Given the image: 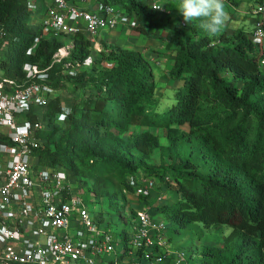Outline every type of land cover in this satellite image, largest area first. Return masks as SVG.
Instances as JSON below:
<instances>
[{
  "label": "trees",
  "instance_id": "1",
  "mask_svg": "<svg viewBox=\"0 0 264 264\" xmlns=\"http://www.w3.org/2000/svg\"><path fill=\"white\" fill-rule=\"evenodd\" d=\"M104 1L136 16L140 34L152 28L168 32L167 45L174 61L166 72L167 81H172V87L177 82L183 85L176 89L175 101L159 110L157 64L139 51L118 45L95 51L87 34L75 35L76 46L65 62L74 65L90 57L93 60V65L72 78L74 91L82 92L81 106L75 104L65 116L55 150L52 144L60 128L40 131L44 146L36 151L35 164L66 170L93 189L95 200L98 195L110 204L135 192V177L163 180L168 176L171 182L166 191L172 194L164 204L152 205L154 217L164 215L176 230L199 223L208 228L232 227L221 245L203 247L196 257L200 264H264V39L254 42L251 31L243 26H225L211 36L200 27L201 20L183 23L174 10H154L146 0ZM228 2L239 7L242 0ZM32 13L29 0H0L1 25L8 36L22 37L0 62L5 76L25 77L26 62L41 69L50 67L64 45L59 37L46 39L28 55L35 37L22 31ZM63 68L65 64L54 63L47 82ZM46 107L26 117L37 120L42 114L50 121L63 112L59 100ZM183 125L189 129L183 131ZM132 127L144 131L130 133ZM153 127L168 131L172 147L188 150L170 171L154 167L142 171L141 160L149 159L161 146ZM140 197L143 209L152 197ZM135 216L120 237L127 245Z\"/></svg>",
  "mask_w": 264,
  "mask_h": 264
},
{
  "label": "built area",
  "instance_id": "2",
  "mask_svg": "<svg viewBox=\"0 0 264 264\" xmlns=\"http://www.w3.org/2000/svg\"><path fill=\"white\" fill-rule=\"evenodd\" d=\"M80 1L82 4L52 0L46 8L41 30L66 40L50 67L33 64L26 68L25 77L0 75V264H189L186 251L171 248L168 223L152 215L153 206L137 211L130 243L121 256L107 259L116 253V242L121 240L100 228L91 215L85 195L89 192L95 198L94 193L66 170L35 164L36 151L44 146L39 133L45 127L40 116L37 120L26 116L49 103V69L54 63H63L76 75L90 64L65 62L76 46L73 37L79 33L87 34L99 51V32L124 22L133 27L140 24L136 16L104 0ZM150 5L170 12L161 0ZM252 13L257 17L252 34L258 43L264 39V4L254 7ZM8 45L7 31L0 23V62ZM69 111L63 107L59 115ZM169 182L168 176L161 180V191L168 189ZM132 184L138 195L150 198L159 181L139 176Z\"/></svg>",
  "mask_w": 264,
  "mask_h": 264
},
{
  "label": "rangeland",
  "instance_id": "3",
  "mask_svg": "<svg viewBox=\"0 0 264 264\" xmlns=\"http://www.w3.org/2000/svg\"><path fill=\"white\" fill-rule=\"evenodd\" d=\"M39 1H42V0H39ZM43 1H47V0H43ZM161 2L164 3L166 6L172 8L173 10L177 7L175 0H172V1L161 0ZM261 2L264 3V0H243L241 6L238 8L239 11L237 10L240 16L237 17L236 19H233V21L227 18L226 20L227 23L225 22L223 27L228 26L230 29H235L241 23L243 24L242 25L243 27L247 28V30L252 31L255 17L252 14L251 8L252 6L257 5L258 3H261ZM43 4H44V7L39 6L37 9L36 11L37 16H42V17L44 16L45 11H46V8H45L46 5H45V2H43ZM251 22L253 24H251ZM34 25L32 26V24L30 23L26 26L24 31H22V33L27 34V36L35 37V40H34L35 44L31 47L30 50L27 51L28 55H33L37 47L43 40H46V39L52 40V38L56 37L55 35L51 33L47 35L41 30L39 25H35V26ZM36 26L38 28H36ZM126 29H129V27L126 26ZM117 30L120 31L121 35H125V36L128 35V33L131 31V29H129L128 30L129 32H125L124 27H122L121 23L120 25L117 26ZM109 32L110 30H104V31L99 32V35H97V39L100 42H102V40L105 38L104 41H106V37L109 34ZM59 39L65 44L66 40L63 36H59ZM8 41H9V45L5 51L6 53L8 52L10 47H12V45L14 46V43L19 44L22 41V37L21 36H13V37L8 36ZM160 44L161 42L159 40L157 45L159 46ZM152 47L153 46L145 45L144 49H146V51L148 50V52H152L150 51ZM93 52L94 51L92 50V54L94 55L95 52L94 53ZM155 52L156 51H154V53ZM151 58L152 59L150 60L157 65L159 64V60L161 61V58H158V56L156 55L155 56L152 55ZM86 61H89L91 65H93V60L91 59V57L87 59ZM33 64L35 63L26 62L25 64H23L24 72H26L27 67ZM89 65L87 66L83 65V67H89ZM66 67L67 68H63L62 70H60V72H58L56 77L54 79H50V83H48L50 87L52 88V92H51L52 94H51V97L49 98V103L47 107H49L54 100H59L62 103L63 107L69 110L74 108V105L75 104L77 105V103L79 107L81 106L79 104V101L81 99L80 96L82 95V92L74 91L75 90L74 85L71 84L73 82L72 78L74 77V75L71 74L70 72V69H71L70 66H66ZM82 70L83 68L80 69L79 74L82 72ZM160 74L161 73L159 71H156L155 75L157 78H159L158 79L159 89L157 90V97L161 103V107L159 108V110H163V109L165 110L168 108L169 105H171L175 101L174 99L175 91L178 87H181L183 85L182 84L183 82L182 83L177 82L174 85V87H172L170 85L172 84V81H169V82L167 81L168 74L167 73L163 75L162 74L160 75ZM0 75H5V71L2 68H0ZM56 81L68 82L70 84L68 86L67 85L66 86L64 85L55 86L54 82ZM87 94L88 92H86V95ZM40 116L42 117L44 127H46V129L47 128L49 129L60 128V130L55 136L56 140L52 144V147L55 150L57 141L60 139L61 135L64 132V127H65L64 122H65L66 117L59 115L57 119L55 120L51 119L50 121H48L45 118H43L42 114ZM151 129L155 134L159 136L161 146L159 148H156L153 151L152 156L149 159L141 160L142 168H143L142 171H145L147 167H151V168L154 167L156 171L164 172V171H168L174 166H178L180 164L181 159L187 155V152H188L187 148L184 146L183 147H172L170 139L168 138V131L166 129L158 128V127H153ZM181 129L183 131H186L189 129V127L187 125H183L181 126ZM141 131H144V128L132 127L130 129V133L132 132L136 133V132H141ZM130 133H128L127 136ZM150 178L156 179L155 177H150ZM157 186H158L156 190L157 193H158V190L161 191L164 188L163 186L161 187V181L159 182ZM90 189L91 191H93L91 187ZM128 193H129L128 194L129 196L126 194V197L124 196L120 197L119 198L120 202H118L117 204L115 203L110 204L105 197H99L98 195H96L97 200H95V198H93V194L89 192H87V194L85 195L87 206L93 218H95L97 222L99 221V227L102 229L105 228L113 232L115 236L117 237V239L121 240L120 243L116 242V253H113V255L107 256L106 257L107 259H111L116 256H121L123 254V252L125 251L126 243H125V240L121 239L122 231L129 227L128 225L130 223V220L135 216L136 212L143 207L142 199L140 195H138L134 191L128 192ZM157 193L153 195L154 197L152 196V198L149 199L150 202L147 203L148 205L149 204H152L153 206L162 205L165 203L166 200L170 198V195L172 194L171 192L167 193L166 190H164L163 192L164 194H157ZM94 196H95V193H94ZM159 198L162 201L160 204H158V201L160 200ZM121 203H123V205ZM158 217L164 218L168 223V226H169L168 235L170 237L172 248L174 250L186 251L190 264H200L198 260L196 259V257L202 252L203 247L205 245H221L223 242L224 236L228 235L232 231V227L229 225H223V226H220L219 228H215V227L208 228V227H205L201 223L195 224L194 226L190 228L176 230L175 227L172 226V224L164 217V215L160 214L158 215ZM124 262L127 263V261H124ZM102 264H107V261H103Z\"/></svg>",
  "mask_w": 264,
  "mask_h": 264
},
{
  "label": "crops",
  "instance_id": "4",
  "mask_svg": "<svg viewBox=\"0 0 264 264\" xmlns=\"http://www.w3.org/2000/svg\"><path fill=\"white\" fill-rule=\"evenodd\" d=\"M146 1L149 3H152L154 0H146ZM169 1H172V0H169ZM178 1L179 0H175L177 7L174 9V14L177 18L180 19V21H182L184 23L185 21L183 19V16L178 11L181 0L179 2ZM43 2H45V5H46L45 8H47L50 5V3L52 2V0H47V1L30 0V7L33 10V13L31 15V20H30V23L32 24V26L35 24V25H39V27L41 28L40 23H41L42 16H37L36 11H37L39 6L44 7ZM76 2H78V4L79 3L81 4L80 0H76ZM224 6H225L226 12L228 13V16H230L228 18L231 21H233V19H236L237 17L240 16L238 14V11H239L238 8L241 5L239 7H234V6L230 5L228 0H224ZM170 9H172V8H170ZM121 24H122V27H124L125 32H129L128 30L131 29V31L128 33V35H126V36L121 35L120 31L117 30L118 25L114 28L108 29V30H110V32L106 37V41H104L105 38L104 39L102 38L103 39L102 42L99 41L101 43V49L105 45H107V46L118 45V46H121L125 49H131V50L139 51V52L143 53L149 60L152 59L151 58L152 55L153 56L156 55V56H158V58H161V61L159 60V64L157 65L158 71L160 73L168 72V69L171 68V65L174 61L173 60L174 54L172 53V50L170 48H168V45H167V43H168V38H167L168 32L165 29L152 28L149 31V33L140 34V32L137 31V29L135 27L130 26L126 22L121 23ZM251 24H253V23L251 22ZM242 25L243 24L240 23V25L237 28L242 27ZM126 26H128L129 29H126ZM36 28H38V27L36 26ZM159 40H160L161 44L158 46L157 43L159 42ZM145 45L153 46L152 49H150V51H152V52H148V50L146 51V49H144ZM142 46H144V47H142ZM154 51H156V52L154 53ZM155 193L156 192L154 191V194ZM151 206H152V204L147 205V207H151Z\"/></svg>",
  "mask_w": 264,
  "mask_h": 264
},
{
  "label": "clouds",
  "instance_id": "5",
  "mask_svg": "<svg viewBox=\"0 0 264 264\" xmlns=\"http://www.w3.org/2000/svg\"><path fill=\"white\" fill-rule=\"evenodd\" d=\"M259 4H264V3L261 2L258 3L257 5ZM257 5L252 6L251 9L253 10V8L256 7ZM178 11L183 16L184 21H186L188 24L193 20H201L200 27L203 28L204 31L211 36H215L221 31L222 27L224 26L228 18V13L226 12L224 6V0H181ZM253 15L255 17L254 18V23H255L257 17L255 14ZM252 33L253 31H251V37H253ZM252 40L254 41L253 38ZM158 181L160 182L161 180ZM170 182L168 183L169 185ZM156 190L155 192L157 193ZM157 194H160L159 190Z\"/></svg>",
  "mask_w": 264,
  "mask_h": 264
}]
</instances>
